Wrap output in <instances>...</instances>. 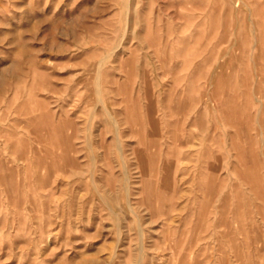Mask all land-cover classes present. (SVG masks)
<instances>
[{
	"label": "rangeland",
	"instance_id": "374dc122",
	"mask_svg": "<svg viewBox=\"0 0 264 264\" xmlns=\"http://www.w3.org/2000/svg\"><path fill=\"white\" fill-rule=\"evenodd\" d=\"M0 264H264V0H0Z\"/></svg>",
	"mask_w": 264,
	"mask_h": 264
}]
</instances>
